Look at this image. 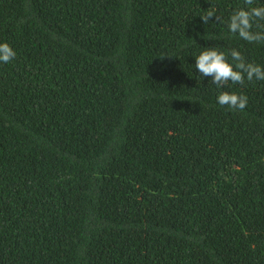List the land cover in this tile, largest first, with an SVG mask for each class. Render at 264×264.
<instances>
[{"label": "trees", "instance_id": "obj_1", "mask_svg": "<svg viewBox=\"0 0 264 264\" xmlns=\"http://www.w3.org/2000/svg\"><path fill=\"white\" fill-rule=\"evenodd\" d=\"M240 7L0 0V264H264V81L194 66L215 47L264 67L228 30Z\"/></svg>", "mask_w": 264, "mask_h": 264}, {"label": "clouds", "instance_id": "obj_2", "mask_svg": "<svg viewBox=\"0 0 264 264\" xmlns=\"http://www.w3.org/2000/svg\"><path fill=\"white\" fill-rule=\"evenodd\" d=\"M244 5L245 7L238 8L229 17V32L249 43H264V24L260 23L264 22V5L252 6L254 0H244ZM213 17L217 20L214 10L200 16L205 24ZM254 26L262 30L254 31ZM229 55L231 62L224 52L215 47H207L196 56L195 69L202 77H210L217 89L226 88L230 83L243 86L246 81H264V67L247 62L236 49L230 50ZM15 57L16 52L8 43H0V63H10ZM216 100L220 106H227L234 111L244 110L248 104L246 95L223 90L218 93Z\"/></svg>", "mask_w": 264, "mask_h": 264}]
</instances>
